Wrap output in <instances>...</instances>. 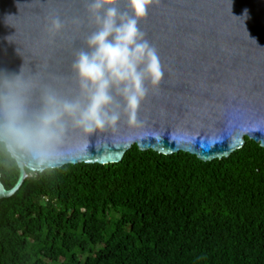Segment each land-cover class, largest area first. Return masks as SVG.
<instances>
[{"label":"trees","instance_id":"obj_1","mask_svg":"<svg viewBox=\"0 0 264 264\" xmlns=\"http://www.w3.org/2000/svg\"><path fill=\"white\" fill-rule=\"evenodd\" d=\"M204 161L134 144L0 198V264H264V147ZM7 188L19 169L0 165Z\"/></svg>","mask_w":264,"mask_h":264},{"label":"water","instance_id":"obj_2","mask_svg":"<svg viewBox=\"0 0 264 264\" xmlns=\"http://www.w3.org/2000/svg\"><path fill=\"white\" fill-rule=\"evenodd\" d=\"M51 15L65 23L55 37L46 31ZM139 27L159 56L160 84L149 89L135 125L122 118L86 141L70 132L58 167L119 162L134 144L204 161L229 156L246 136L264 147V0H154ZM91 30L82 0H0V69L18 71L25 60L41 83L71 95L74 53ZM28 177L19 169L7 188L0 172V198Z\"/></svg>","mask_w":264,"mask_h":264},{"label":"clouds","instance_id":"obj_3","mask_svg":"<svg viewBox=\"0 0 264 264\" xmlns=\"http://www.w3.org/2000/svg\"><path fill=\"white\" fill-rule=\"evenodd\" d=\"M82 2L92 30L85 47L74 53L73 94L41 83L25 60L18 71L0 69V165L30 174L54 171L67 158L70 132L86 141L116 129L122 118L135 125L149 89L160 84L164 70L159 56L139 27L154 0H124L123 9L121 0ZM64 26L59 15L47 17L49 37ZM11 36L6 37L10 42Z\"/></svg>","mask_w":264,"mask_h":264}]
</instances>
